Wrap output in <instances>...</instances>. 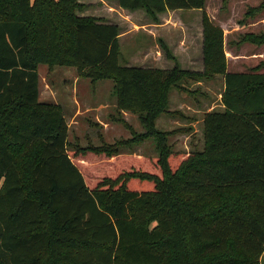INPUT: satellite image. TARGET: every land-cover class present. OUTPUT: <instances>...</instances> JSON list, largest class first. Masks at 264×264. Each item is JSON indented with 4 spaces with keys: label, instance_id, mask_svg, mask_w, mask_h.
Wrapping results in <instances>:
<instances>
[{
    "label": "trees",
    "instance_id": "16d2710c",
    "mask_svg": "<svg viewBox=\"0 0 264 264\" xmlns=\"http://www.w3.org/2000/svg\"><path fill=\"white\" fill-rule=\"evenodd\" d=\"M115 1L153 20L205 4ZM81 7L0 0V264H261L264 72L227 70L223 32L205 12L202 71L121 65L119 27L79 15ZM40 64L112 80L116 108L136 114L144 130L68 148L61 106L39 100ZM214 75L223 78V108L204 113L202 149L173 150L175 130L155 127L161 114L182 116L168 110L170 90ZM147 138L155 155L118 152ZM23 150L31 151L26 175L16 162Z\"/></svg>",
    "mask_w": 264,
    "mask_h": 264
},
{
    "label": "rangeland",
    "instance_id": "374dc122",
    "mask_svg": "<svg viewBox=\"0 0 264 264\" xmlns=\"http://www.w3.org/2000/svg\"><path fill=\"white\" fill-rule=\"evenodd\" d=\"M82 3L81 10L77 13L79 15H87L91 17L98 18L99 20L104 21H117L120 24L122 34L125 32L121 40L120 47V64L125 65L126 56L129 50V46L134 40L145 41L143 32H134L130 28L136 30L137 26L133 25L131 22L134 20L135 16H143L145 18L150 17L144 9H135L128 10L122 9L118 6L115 0H79ZM205 12L208 19L216 26L220 27L223 32V47L225 51L226 59L229 60V71H248L252 68L259 65L260 71L264 72V42L256 43L253 38H257L256 36L264 35V0H205V4L203 9H176V10H166L164 13L168 15V18L171 21H168L170 28L168 27L169 34L167 38H176V31L173 29H180V39L185 38V41L190 42L189 37H192L191 42L193 43V48L196 50L198 48L197 39H198V28H201L202 34V14ZM162 14V13H159ZM157 14V15H159ZM188 19L189 25L187 28L181 26L179 19ZM173 21V22H172ZM196 21L198 24L196 25ZM136 24H139L138 22ZM237 27H243L242 30H238L233 36H226V33L232 29H239ZM131 31H130V30ZM129 30V31H128ZM131 36H128L129 33ZM119 33V34H120ZM252 34V35H251ZM252 38H251V36ZM256 35V36H255ZM165 37V36H164ZM160 49L162 50V55L165 56V51L161 45H165L169 52L173 55L171 48L168 46L167 42L163 38H158L157 40ZM199 45H201L202 51V40L199 41ZM235 53H245L247 55L238 56L236 58L230 57V51ZM254 52L256 55L251 54ZM233 59V60H232ZM38 72V87H39V99H60L62 104H66L63 99L67 98L68 95L75 93V85H73L75 77L79 78L80 83L77 86V93L83 96H90L92 94H107L111 92L113 94V87L110 89L108 83L113 84V81L110 79H103L95 81V85L98 86V91L92 89L93 86L90 84V79L81 76L77 73L74 67L63 66V65H54L49 68L45 64H40L37 67ZM90 81V82H89ZM201 84L199 86L196 85L197 81H193L190 79H185L182 81L185 89L173 88L169 92V107H175V103H178L180 100V93L187 94L193 98L190 100V104L195 105L194 100L203 101H218L223 90V80L221 75H214L209 78L201 79ZM94 82V83H95ZM92 83V82H91ZM92 83V84H94ZM79 89V90H78ZM182 94V93H181ZM67 95V96H66ZM51 96V98H49ZM186 99V98H183ZM186 101H189L186 99ZM185 111H187L184 108ZM67 115V114H66ZM138 118V117H137ZM65 120L70 122L69 117L65 116ZM78 124L71 123V126L68 128L67 142L68 148H72V146H87L93 145L97 146L102 143H109L102 139V130L100 127L96 125V119L93 116H83L77 119ZM132 125L137 126V120L131 118ZM139 123L140 120L138 119ZM181 122H184L181 120ZM126 123V124H125ZM121 129L119 133H114L110 135L106 134V137L113 138L115 140L118 139H126L124 137H130L126 130H131V125H129L123 117L120 118ZM141 124V123H140ZM186 127L180 128V132L184 131ZM200 129V127L198 126ZM181 134V133H180ZM181 136V135H180ZM117 138V139H116ZM174 139V135L168 136V143L171 145L173 150H177L180 146V152L192 151L200 148V143L202 141L200 137V133H194L190 135L187 139V142L190 145L195 146L192 150L184 149V145L181 144L180 137V145L176 144ZM111 140V139H110ZM114 140V141H115ZM150 142L153 143L151 139ZM197 142L196 144H194ZM152 143L143 142L139 147L131 148V145H121L118 148V152H127V151H140L152 154H156L155 149L153 148ZM197 146V147H196ZM30 150H23L17 152L16 162L20 169V172L23 175L27 173V166L29 163ZM262 264H264V255L262 259Z\"/></svg>",
    "mask_w": 264,
    "mask_h": 264
},
{
    "label": "crops",
    "instance_id": "0c3cea01",
    "mask_svg": "<svg viewBox=\"0 0 264 264\" xmlns=\"http://www.w3.org/2000/svg\"><path fill=\"white\" fill-rule=\"evenodd\" d=\"M123 9V8H122ZM168 21H171V19L168 18V15L164 12L162 14L157 15V20H153L151 17H143V16H135L134 20H132V24L137 26L138 29L134 30L130 28L134 32L142 31L145 41L141 40H134L131 45L129 46V50L127 53L125 65L131 66V67H153V68H160V69H172L174 66L178 65L181 69L188 70V71H202L203 70V61H202V51H201V45H199V41L202 40V34H201V28H198V39H197V45L198 48L194 50L193 43L191 42L192 37H189L190 42L185 41V38L182 40L180 39V29H173L176 31L177 35L176 38H167V35L170 31H168V27L170 28V25L168 24ZM180 24L182 27L187 28L190 26L188 19H179ZM107 23H113L116 24L119 27V33H120V24L117 21H106ZM139 24H136V23ZM173 22V21H172ZM198 22L196 21V25ZM239 29H232L226 33V36H233L236 32H239L238 30H242L243 27H237ZM129 29V30H130ZM128 30V31H129ZM130 30V31H131ZM122 32V31H121ZM131 34L135 33H129L128 36H131ZM125 35V32L122 34L120 33L118 35V41L119 45L121 47V40L123 36ZM165 36V37H164ZM158 38H163L166 40L168 46L171 48L173 56L175 57V60L167 59L162 55V50L160 49L158 45ZM200 46V47H199ZM251 54L256 55L254 52H251ZM249 55V54H247ZM245 53H235L232 50L230 51V57L236 58L238 56H247ZM250 56V55H249ZM232 59V60H233ZM227 62V70L229 71V60L226 59ZM80 79L75 77L73 85H75V93L68 95L67 98L63 99V101L66 104H62V101L60 99H45L41 100V102H49L58 104L61 106L64 117H69L71 123L78 124L77 119L79 117L83 116H93L97 120L96 125L100 127L102 130V139H104L106 142L113 143L114 137L110 138L106 137V134L108 136L119 133V130L121 129L120 124V118L123 117L124 120L131 125V130H126L128 134H130V137L132 136L133 131L134 132H142L143 126L139 123L137 115L134 113H130L128 111L124 110H118L116 108L115 104V96L111 94V92L107 94H92L83 96L79 95L77 93V86L79 85ZM223 80V78H222ZM99 81V80H98ZM90 82V81H89ZM91 86H93L92 89H95L98 91V86L92 84L90 82ZM201 84V81H197L196 85L199 86ZM110 89L113 87V84L108 83ZM79 90V89H78ZM182 93V94H181ZM180 93V100L178 103H175V107H169L168 110L173 111H179L182 113V116L179 113H176L175 115H168V114H161L159 115L155 120V127L160 130L164 131H171L175 130L174 135V141L176 144L180 145V137H183V140L181 139V144L184 145V149L186 150H192L195 146L190 145V143L187 142V139L190 137V135H193L194 133H200V137L202 139L200 143V148L203 147V115L204 113L211 111V110H219L223 108V105L220 102L216 101H203L201 103V100H194L196 103L195 105L190 104L191 96L187 94H183V92ZM67 96V95H66ZM221 96V95H220ZM51 98V96H49ZM186 98L189 101H186ZM193 101V100H192ZM168 103H169V96H168ZM184 108L187 110L185 111ZM67 114V115H66ZM131 118L136 119L137 126L132 125ZM184 121V122H181ZM67 122V121H66ZM70 122H67L68 128L71 126ZM200 127V129L198 128ZM185 128L184 131L180 132V128ZM109 132L110 135H109ZM181 133V134H180ZM181 135V136H180ZM113 136V135H112ZM124 138H129L124 137ZM117 139V138H116ZM149 139L153 141L150 142ZM143 142H149L152 143L153 148L155 147V142L153 138H147L144 141L140 143H132L131 148L139 147ZM195 142L194 144H196ZM139 144V145H138ZM197 147V146H196ZM155 149V148H154ZM198 149V150H199ZM177 150H180V146L177 148ZM155 151V150H154ZM121 154L130 153L133 155H150V153L146 152H140V151H127V152H120ZM152 155V154H151ZM155 155V154H153ZM264 252L260 258V262L262 264Z\"/></svg>",
    "mask_w": 264,
    "mask_h": 264
}]
</instances>
